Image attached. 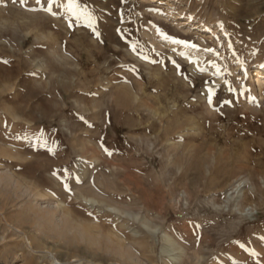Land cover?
<instances>
[{
  "label": "rangeland",
  "instance_id": "374dc122",
  "mask_svg": "<svg viewBox=\"0 0 264 264\" xmlns=\"http://www.w3.org/2000/svg\"><path fill=\"white\" fill-rule=\"evenodd\" d=\"M257 71L264 0H0V264H264Z\"/></svg>",
  "mask_w": 264,
  "mask_h": 264
},
{
  "label": "bare ground",
  "instance_id": "6f19581e",
  "mask_svg": "<svg viewBox=\"0 0 264 264\" xmlns=\"http://www.w3.org/2000/svg\"><path fill=\"white\" fill-rule=\"evenodd\" d=\"M257 73H259V77H258V81L260 82V84L262 83V81H264V72L263 71H257ZM235 187L232 188L230 191H228L227 196L232 199H235L236 197H238L240 195V188L242 186L241 182L237 183L236 185H234ZM232 187V186H231Z\"/></svg>",
  "mask_w": 264,
  "mask_h": 264
}]
</instances>
